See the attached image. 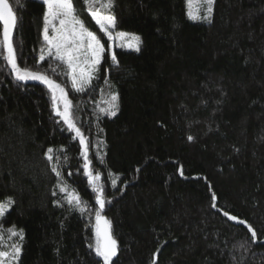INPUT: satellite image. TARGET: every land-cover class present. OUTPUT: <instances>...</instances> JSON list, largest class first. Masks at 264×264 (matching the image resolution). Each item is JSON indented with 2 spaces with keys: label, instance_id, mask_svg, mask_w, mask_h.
I'll return each mask as SVG.
<instances>
[{
  "label": "trees",
  "instance_id": "obj_1",
  "mask_svg": "<svg viewBox=\"0 0 264 264\" xmlns=\"http://www.w3.org/2000/svg\"><path fill=\"white\" fill-rule=\"evenodd\" d=\"M9 3L17 63L64 88L87 159L48 85L16 79L0 24V202L14 201L0 251L20 246L15 264H104L99 212L112 264H264V0H214L208 20L190 17L188 0H73L105 49L83 91L49 55L44 1ZM92 11L115 16L113 34H137L139 51L114 43L112 60Z\"/></svg>",
  "mask_w": 264,
  "mask_h": 264
},
{
  "label": "snow or ice",
  "instance_id": "obj_2",
  "mask_svg": "<svg viewBox=\"0 0 264 264\" xmlns=\"http://www.w3.org/2000/svg\"><path fill=\"white\" fill-rule=\"evenodd\" d=\"M19 2L20 0H16L17 4H19ZM213 2L214 0H206L208 17L212 14ZM44 3L47 5L48 9L45 16L44 39L49 45V55H52L53 50H55L56 58L65 61L68 65L69 74L73 81V87L77 91H83L84 87L91 83L92 73L101 63V59L105 52L104 46L100 43V40L95 33L88 31L84 27L83 21L76 18L73 0H44ZM112 4L113 0H107L106 7L111 8ZM89 10L91 11V8ZM92 16L96 19V23L99 24L100 29L108 35L109 39H113L109 28H115V16H103L100 12L96 11H92ZM17 19L16 13L12 5L9 3V0H0V22H2L3 25V44L7 50V62L15 73L17 80H40L48 85L53 94V108L56 115L61 117L67 123L69 129L75 130L76 135L80 137L81 144H84L85 146V159H87V144L85 143V138L80 132V129L76 127L71 119V101L67 99V93L64 88L55 81L50 80L47 76L30 71L27 68H21L18 65L12 42V32L17 24ZM56 21L59 22V27L56 26ZM49 28L54 29L57 34L55 36H49ZM116 36L119 38L130 36L137 41V43H130L128 47L135 48L136 51H139V37L124 32H118ZM41 59H44L43 55L41 56ZM112 60H116L114 52L112 54ZM85 65L87 67H84ZM118 99V93H113L111 95V103L108 110L113 116L118 110ZM61 101L63 102V110H61L60 107ZM189 139H192V137H189ZM47 156L49 161L53 160L52 148L47 150ZM88 167L89 165L85 164V168ZM52 170L56 172L58 176L60 175V173L57 172L55 165H53ZM181 174L183 173L181 172ZM88 175L92 181L99 179L98 176H93L91 171L88 172ZM113 183H115V181H113ZM98 190L102 192V189ZM61 191H67V189L64 186H61ZM97 199L101 209H103L105 201L100 197H97ZM68 202H75L77 205L81 203L80 197L75 194L68 197ZM12 203H14V201L11 199L7 202H0V216L5 214V212L11 207ZM224 215L228 216V213L225 212ZM96 219L97 240L95 251L97 255L103 258L104 264H112V258L115 257L118 252V245L117 241L111 235V222L106 218H103L99 212L96 214ZM230 219L237 220V217L232 216ZM101 221H103V228H101ZM249 228H251L250 225ZM9 231L12 232L13 235H17L22 239L23 230L15 231L9 229ZM251 235L253 239L256 238L254 230H252ZM89 247H92V245H89ZM21 251L22 249L18 245L13 247L12 252L0 251V259L11 257L13 264H15Z\"/></svg>",
  "mask_w": 264,
  "mask_h": 264
},
{
  "label": "rangeland",
  "instance_id": "obj_3",
  "mask_svg": "<svg viewBox=\"0 0 264 264\" xmlns=\"http://www.w3.org/2000/svg\"><path fill=\"white\" fill-rule=\"evenodd\" d=\"M44 1V0H43ZM213 5H214V2L212 4V11H213ZM47 6V5H46ZM48 11V9H47ZM188 13H189V16L190 17H195L196 18H199L200 20H208L209 17H208V12H207V3H206V0H188ZM191 14V15H190ZM201 14H203L201 16ZM94 19V22L96 23V19L93 17ZM56 26L59 27V22L56 21ZM96 25L99 27L100 29V26L99 24L96 23ZM101 30V29H100ZM102 31V30H101ZM109 31L111 32L110 28H109ZM91 32V31H90ZM94 33V32H93ZM102 33L105 35L106 39L108 40L109 42V45L111 47L110 49V53L113 54V50L114 49V43H116L117 47H122L123 49H127V50H131V51H136L135 48H132V47H128V45L130 43H137V41H135L134 39H132L130 36L129 37H124V38H119L116 36V34H113L112 32V36H113V39H109L108 35H106L103 31ZM124 33H128V32H124ZM57 33L55 32L54 29L52 28H49V36H55ZM129 34H133L134 36L138 37L137 34L135 33H129ZM95 35L97 36V34L95 33ZM98 37V36H97ZM99 38V37H98ZM100 40V39H99ZM100 43H101V40H100ZM123 45V46H122ZM49 47V45H48ZM53 53L55 54V50H53ZM111 54V55H112ZM102 60V59H101ZM66 63V62H65ZM67 64V63H66ZM84 67H87L86 65ZM95 75V71L92 73V79ZM70 78L72 80V77L70 75ZM73 82V81H72ZM2 218V216H0V219ZM11 262V261H10ZM9 262V263H10ZM8 264V263H7Z\"/></svg>",
  "mask_w": 264,
  "mask_h": 264
},
{
  "label": "water",
  "instance_id": "obj_4",
  "mask_svg": "<svg viewBox=\"0 0 264 264\" xmlns=\"http://www.w3.org/2000/svg\"><path fill=\"white\" fill-rule=\"evenodd\" d=\"M0 24L2 25V22H0ZM15 28H16V26H15ZM15 28H14V30H13V32H12V36H13V33H14V31H15ZM2 29H3V25H2ZM2 35H3V31H2ZM6 48V47H5ZM104 227V225H103V221H101V228H103Z\"/></svg>",
  "mask_w": 264,
  "mask_h": 264
}]
</instances>
